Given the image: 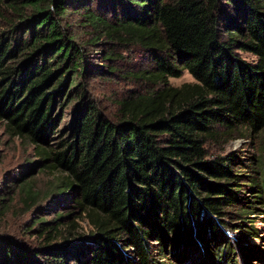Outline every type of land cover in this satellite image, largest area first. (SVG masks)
<instances>
[{"label":"trees","instance_id":"16d2710c","mask_svg":"<svg viewBox=\"0 0 264 264\" xmlns=\"http://www.w3.org/2000/svg\"><path fill=\"white\" fill-rule=\"evenodd\" d=\"M75 14L91 41L154 52L155 69L142 74L163 86L120 99L118 120L87 94L85 73L110 65L90 61ZM0 18L8 24L0 27V119L35 144L45 168L60 171L54 190L69 191L93 224L81 234L61 213L38 216L27 229L37 225L36 243L0 234V264H85V256L130 264L125 247L160 264L153 239L172 247L177 264L200 261V245L206 264H227L232 243L248 264L254 252L229 234L224 216L242 201L246 213L264 207V170L242 171L236 153L211 157L206 144L258 133L264 147V0H0ZM185 69L194 82L169 84ZM70 103L73 119L53 141ZM22 191L28 201L41 192L28 183Z\"/></svg>","mask_w":264,"mask_h":264},{"label":"rangeland","instance_id":"374dc122","mask_svg":"<svg viewBox=\"0 0 264 264\" xmlns=\"http://www.w3.org/2000/svg\"><path fill=\"white\" fill-rule=\"evenodd\" d=\"M75 15L73 19L77 24L76 30L79 39L85 43L90 61L103 67L107 63L110 65L104 67L103 71L93 68L85 73L84 78H82L87 84V94L97 102L103 113L113 120H118L121 116L120 99L163 86V83L155 84L142 74L144 70L155 69L154 52L141 44L112 41L105 36H102L98 42L91 41L89 40L92 35L90 34L91 27L78 24V14ZM7 26L6 21L0 18V27L6 28ZM111 48L114 53L110 54L111 58L104 60ZM102 50H106V52ZM241 54L249 60L256 58L250 52L242 51ZM195 80V77L185 69L180 76H170L169 84L180 86L185 82H194ZM74 106V103H70L62 110L57 124L58 130L53 137V141L59 140L61 135L65 133V129L73 119ZM243 135L228 138L222 134L218 139H209L206 144L209 156L230 155L234 152L238 158L241 157L242 159L238 169L259 176V171L264 170L258 164V158L264 160L261 135L258 133ZM58 173L60 171L44 167L41 157L36 152L34 143L27 137L15 135L8 131L5 121L0 119V234L14 235L19 239L36 243L35 227L37 225L27 231L34 223V219L43 216L49 222L59 213L63 214L64 219L76 221L74 227L77 230L76 232L86 234L93 229V224L88 217L73 202L71 193L69 194V191L62 193L59 190H54L55 176ZM24 183L40 190V195L33 200H25L22 191ZM243 190L247 196L252 194L246 188H243ZM244 194L243 196H246ZM242 205L243 201L237 206L226 209L224 219L227 231L233 238L236 237L237 243L243 245L244 249L249 247L250 251L254 252V256L245 255L248 264H264V207L257 206L253 209V212L246 213L242 210ZM216 218L215 216L213 219L216 220ZM251 226L257 232H251L248 229ZM151 241L154 244V255L160 261V264H177L170 255L172 249L170 245L165 248L159 240L153 239ZM231 246L235 250V256L233 255L232 259L236 258L231 264H243L244 259H240L236 243H232ZM205 247V245H200L202 259L200 261L198 258L190 259V264H206L208 258L205 256L206 253L203 252ZM125 252H128V256L132 259L130 264H143L133 247H125ZM214 253L215 256H218L217 252L214 251ZM87 258V256L83 257L82 262L86 260L85 264H87ZM220 259L222 260V258H219L214 263L207 262V264H221ZM232 259H227V264ZM69 263L79 264L80 262L70 259Z\"/></svg>","mask_w":264,"mask_h":264}]
</instances>
